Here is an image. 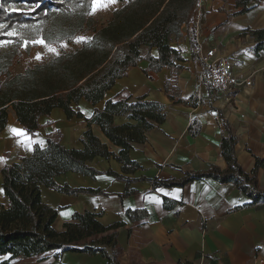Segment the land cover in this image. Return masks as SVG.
Returning a JSON list of instances; mask_svg holds the SVG:
<instances>
[{
    "label": "crops",
    "instance_id": "obj_1",
    "mask_svg": "<svg viewBox=\"0 0 264 264\" xmlns=\"http://www.w3.org/2000/svg\"><path fill=\"white\" fill-rule=\"evenodd\" d=\"M249 11L239 13L235 0H200L196 13L193 46L185 30L172 42L182 54L177 68L162 67L149 71L145 60L129 67L118 78L104 99L93 105L83 99L77 104L90 118L94 108L102 109L105 99L131 95L145 96L164 105V120L145 132L141 143H135L128 157L138 164L133 171L123 172L122 163L112 156H95L88 162L99 173L94 177L72 171L55 177L58 185L100 189L105 194L60 193L40 186L41 200L57 210L53 227L60 231L75 212L89 211L105 225L124 222L117 228L116 258L120 264H264V204L248 206L250 199L231 182L195 179L181 186H153L154 179H180L186 172L205 170L214 164L221 169L226 162L221 156V137L228 125L236 144L234 155L243 170H253L256 157H264V51H255L249 29L264 27V0L250 2ZM208 48L230 61L235 72L249 76L251 87L241 88L232 101L218 97L202 79L201 57ZM154 53V50H152ZM170 79L168 90L165 81ZM171 96V97H170ZM7 123L0 131V207L8 205L2 190L1 169L5 163H18L32 155L34 145L45 148L48 136H57L68 149L83 148L80 137L87 129L80 117L68 119L61 108H54L40 118V126L31 143H20L10 128L23 129L11 109ZM193 119L195 123L191 125ZM129 121L127 115H114V125ZM195 125L197 134H190ZM90 130L108 148L117 153L98 125ZM258 184L264 188V168L259 167ZM112 172L129 179H117ZM126 187L133 189L122 195ZM175 201L164 206V199ZM143 208L146 215L132 221L126 210ZM65 215V213H69ZM8 256H0V264ZM6 264H107L99 254L65 251L59 258L50 253L19 257Z\"/></svg>",
    "mask_w": 264,
    "mask_h": 264
},
{
    "label": "trees",
    "instance_id": "obj_2",
    "mask_svg": "<svg viewBox=\"0 0 264 264\" xmlns=\"http://www.w3.org/2000/svg\"><path fill=\"white\" fill-rule=\"evenodd\" d=\"M121 5L113 11L112 18L102 28L94 29L84 46L95 47L97 54L83 60L82 64L72 68L73 54H62L59 61L62 79L50 83L37 80L34 68L23 72L11 73L13 58L0 56V131L7 123L8 110L27 130L30 136L40 126V118L54 108H61L65 116H75L86 121L87 129L80 137L83 148L68 149L60 144L57 136H48L45 148L35 144L32 155L22 157L18 163H5L1 169L2 190L8 199L6 207H0V256H8L2 263L21 257H34L52 252L59 258L65 251L82 252L93 256L99 254L107 264H120L116 258L117 228L124 222L103 225L97 214L89 211L75 212L62 229L53 227L57 210L45 205L41 200L40 186L52 188L60 193L77 194L87 192L105 194L100 189L83 187L73 188L67 184L58 185L55 177L62 172L72 171L94 177L99 173L88 162L95 156L113 157L122 163V171H133L138 164L129 159L128 152L135 143H141L145 132L155 124L161 123L166 113L164 105L145 96L131 95L106 98L104 107L94 108L90 118L80 112L77 104L80 99L93 105L104 99L115 81L126 75L127 69L145 60L149 71L159 72L162 67L177 68L175 62L183 61L182 54L172 46V42L185 30V36L195 46L196 13L199 0H117ZM256 0H235L239 13L249 11L250 2ZM91 0H0V41L11 39L22 44L25 40L38 39L49 19L51 7L64 14H75L87 21ZM79 28L74 30L73 35ZM15 31L17 35L6 33ZM254 38L255 51H264V27L249 29ZM66 39L59 36L58 43ZM142 49L145 51L142 53ZM154 50V53H152ZM45 81V82H44ZM170 79L165 81V90ZM171 97V96H170ZM125 114L129 121L114 125V115ZM195 123L193 119L191 125ZM91 124L99 126L109 142L119 147L114 153L96 137ZM221 137L220 153L226 162L221 169L210 165L205 170L186 172L180 179H154L153 186H181L195 179H213L218 183L231 182L249 199L248 206L264 204V188L258 184V168H264V157H256L253 170L248 173L237 163L234 147L237 142L228 125ZM190 130L194 135L200 131L198 125ZM117 179L125 178L116 174ZM133 189L126 187L122 195H128ZM164 206L171 207L175 201L164 199ZM132 221L144 217L143 208L126 210Z\"/></svg>",
    "mask_w": 264,
    "mask_h": 264
},
{
    "label": "rangeland",
    "instance_id": "obj_3",
    "mask_svg": "<svg viewBox=\"0 0 264 264\" xmlns=\"http://www.w3.org/2000/svg\"><path fill=\"white\" fill-rule=\"evenodd\" d=\"M121 4L115 0L114 3H107L106 7L99 8L94 13L89 9V17L87 21H82L80 16L75 14H64L58 9L51 7L49 10V19L43 27V34L40 38L47 40H57L59 36H66V39L58 43L53 42V46L57 48L59 55L48 52L40 44L29 43L25 46L24 42L18 44L17 41H10L6 44H0V56L13 58L11 73L23 72L25 69L34 68L35 77L37 80L44 79L46 82L55 83L62 79L59 61L62 59V54H73L72 68L82 64L83 60L93 57L97 54L95 47L84 46V42H75V37H87L92 34L94 29L102 28L112 18L113 11ZM79 28L75 35L72 34L75 29ZM67 43V47H60V43ZM51 43V42H50ZM145 49H142V53ZM41 55L40 59H36L37 54ZM44 81V82H45Z\"/></svg>",
    "mask_w": 264,
    "mask_h": 264
},
{
    "label": "built area",
    "instance_id": "obj_4",
    "mask_svg": "<svg viewBox=\"0 0 264 264\" xmlns=\"http://www.w3.org/2000/svg\"><path fill=\"white\" fill-rule=\"evenodd\" d=\"M204 53L201 57L202 79L210 84L215 95L232 101L239 89L251 87V78L235 72L230 61L218 56L215 48H208Z\"/></svg>",
    "mask_w": 264,
    "mask_h": 264
},
{
    "label": "snow or ice",
    "instance_id": "obj_5",
    "mask_svg": "<svg viewBox=\"0 0 264 264\" xmlns=\"http://www.w3.org/2000/svg\"><path fill=\"white\" fill-rule=\"evenodd\" d=\"M114 3L115 0H91V13H94L95 11H97L99 8H102V7H106L107 6V3ZM8 36H15L17 35V33L15 31H11V32H7L6 33ZM90 38L88 37H84V36H78V37H75V42L77 43H80V42H87ZM10 41H0V44H6V43H9ZM29 43V41L25 40L24 41V44L25 46ZM31 43L33 44H40L42 45L44 48L47 49L48 52H51V53H54L56 55H59V52L57 50L56 47L53 46L52 43L46 41L45 39L43 38H38V39H34L31 41ZM60 47H67V43L65 42H61L60 43ZM41 58V55L38 53L37 56H36V59H40ZM10 131L11 133L14 135V136H17L19 137L20 139L18 140V142L20 143H27L29 146L31 143H35V142H39L40 144H43V141H33L32 140V137L28 134L27 130L25 129H18V128H10ZM0 160H3L2 157H0ZM69 213H65V215H69Z\"/></svg>",
    "mask_w": 264,
    "mask_h": 264
}]
</instances>
